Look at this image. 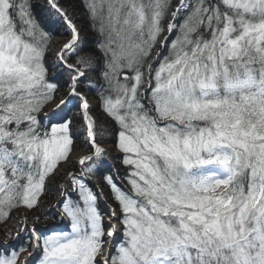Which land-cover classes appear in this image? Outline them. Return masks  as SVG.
<instances>
[{
	"label": "snow or ice",
	"instance_id": "obj_1",
	"mask_svg": "<svg viewBox=\"0 0 264 264\" xmlns=\"http://www.w3.org/2000/svg\"><path fill=\"white\" fill-rule=\"evenodd\" d=\"M0 264H264V0H0Z\"/></svg>",
	"mask_w": 264,
	"mask_h": 264
},
{
	"label": "trees",
	"instance_id": "obj_2",
	"mask_svg": "<svg viewBox=\"0 0 264 264\" xmlns=\"http://www.w3.org/2000/svg\"><path fill=\"white\" fill-rule=\"evenodd\" d=\"M78 2V0H70V3H73V4H75V3H77ZM83 23H86V21H82Z\"/></svg>",
	"mask_w": 264,
	"mask_h": 264
}]
</instances>
